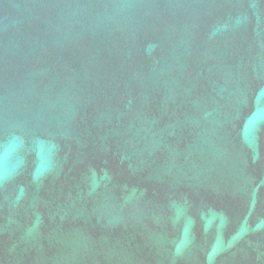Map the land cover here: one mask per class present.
<instances>
[{
	"label": "water",
	"instance_id": "1",
	"mask_svg": "<svg viewBox=\"0 0 264 264\" xmlns=\"http://www.w3.org/2000/svg\"><path fill=\"white\" fill-rule=\"evenodd\" d=\"M0 264H264V0H0Z\"/></svg>",
	"mask_w": 264,
	"mask_h": 264
}]
</instances>
